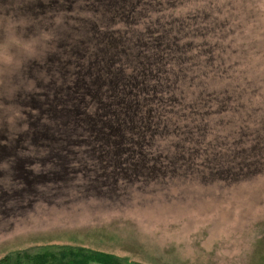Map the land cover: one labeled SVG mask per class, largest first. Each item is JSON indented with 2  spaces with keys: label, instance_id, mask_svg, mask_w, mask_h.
Here are the masks:
<instances>
[{
  "label": "rangeland",
  "instance_id": "1",
  "mask_svg": "<svg viewBox=\"0 0 264 264\" xmlns=\"http://www.w3.org/2000/svg\"><path fill=\"white\" fill-rule=\"evenodd\" d=\"M122 8L130 21L114 14ZM13 19L27 24L15 51ZM151 30L195 46L171 121L214 123L189 145L193 168L119 177L115 196L85 190L80 160L93 157L55 154L65 152L46 116L52 89L78 45ZM65 243L145 264H264V0H0V258Z\"/></svg>",
  "mask_w": 264,
  "mask_h": 264
},
{
  "label": "trees",
  "instance_id": "2",
  "mask_svg": "<svg viewBox=\"0 0 264 264\" xmlns=\"http://www.w3.org/2000/svg\"><path fill=\"white\" fill-rule=\"evenodd\" d=\"M114 14L130 21L132 11L122 8ZM153 32L127 38L112 33H102L98 39L93 36L96 44L91 49L88 45L83 52L79 45L75 49L74 59H81L74 63L75 70L72 66L67 75L59 76L62 81L55 96L52 89L46 116L54 123L55 132L51 133L62 138V148L56 144L54 150L65 152L55 154L93 157L80 160V169L91 177L83 182L88 187L85 190L93 188L99 194L115 196L119 185L114 180L119 177L141 181L160 169L193 168L196 147L189 145L195 143V137L203 139L209 123H214L211 117L202 125L185 122L195 123V127L171 121L174 108L179 104L185 107L176 101L178 94L184 93L180 81L188 74L187 62L195 59V46L171 31L161 37ZM190 49L194 54L188 53ZM45 126L38 128L40 133ZM41 136L40 145L48 142L46 135ZM215 162L213 171L223 169L222 163ZM0 264L145 263L65 243L18 249L1 257Z\"/></svg>",
  "mask_w": 264,
  "mask_h": 264
},
{
  "label": "clouds",
  "instance_id": "3",
  "mask_svg": "<svg viewBox=\"0 0 264 264\" xmlns=\"http://www.w3.org/2000/svg\"><path fill=\"white\" fill-rule=\"evenodd\" d=\"M6 38H5V44L8 46V50L15 51L14 48V39H20L21 38V29L26 28L27 24H21L17 20L13 19L10 22L6 23ZM44 41L39 40L37 43L33 44L32 47L34 50L39 51V49L43 46ZM25 52V55H27L26 50H22Z\"/></svg>",
  "mask_w": 264,
  "mask_h": 264
}]
</instances>
